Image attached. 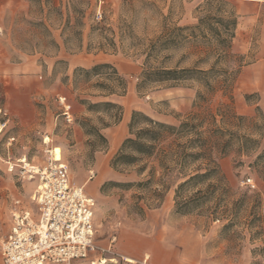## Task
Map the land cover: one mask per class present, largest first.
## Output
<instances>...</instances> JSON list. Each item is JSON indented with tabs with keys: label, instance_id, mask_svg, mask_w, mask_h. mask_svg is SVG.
I'll list each match as a JSON object with an SVG mask.
<instances>
[{
	"label": "rangeland",
	"instance_id": "obj_1",
	"mask_svg": "<svg viewBox=\"0 0 264 264\" xmlns=\"http://www.w3.org/2000/svg\"><path fill=\"white\" fill-rule=\"evenodd\" d=\"M233 5L232 0H19L1 14L3 45L12 59L24 62L17 76L26 81L30 100L27 108L17 104L31 112L33 125L26 132L14 121L0 137V238L9 232L14 200L35 207L31 196L37 185L8 171L6 161L25 155L41 165L47 150L58 147L70 180L96 201L95 241L101 247L114 237L110 249L133 264H264V180L248 166L264 149V68H249L264 33V9L239 39ZM239 42L248 45L247 53L237 50ZM145 59L156 68L238 71L226 92L215 89L210 95V108L231 103L240 117L233 129L247 137L248 156L232 150L222 157L226 189L182 208L186 212L175 208V201L192 192L187 187L175 200L182 180L161 186L159 172L148 181V169L137 174L136 166L109 164L128 136L132 111L178 125L204 90L196 78L137 87ZM100 63L112 65L125 80L122 96H107L93 86L102 78L74 79L75 69ZM60 97L69 105L70 122L62 115ZM109 101L121 106L117 122L115 110L104 104ZM3 111L0 92V115ZM8 136L15 137L9 145ZM213 206L226 212L212 217Z\"/></svg>",
	"mask_w": 264,
	"mask_h": 264
},
{
	"label": "trees",
	"instance_id": "obj_2",
	"mask_svg": "<svg viewBox=\"0 0 264 264\" xmlns=\"http://www.w3.org/2000/svg\"><path fill=\"white\" fill-rule=\"evenodd\" d=\"M230 37H233V34H230ZM159 40L161 39L158 38L157 41ZM154 45L155 43H152L148 49L153 48ZM228 72L216 74L213 67L208 70L156 68L150 66L148 59H145L137 87L145 82L196 78L201 81L204 90L197 92L193 104L194 110L181 119L178 125L159 122L141 112L132 111L128 123V136L111 158L110 166L113 169L136 166L137 174L148 169V181L159 172L161 186L166 183V180H182L175 188V200L187 187L190 188L187 190L192 192L182 202L175 201L177 212H186L182 211V208L203 196L221 194L226 188L222 185L224 176L219 160L232 150L239 152V155L248 156L244 148L247 137L233 129L236 126L234 121L240 117L235 115L231 103L221 104V107L214 111L210 108V95L215 89L226 92L238 71L231 69ZM90 77L103 79V81H95L93 86L105 92L107 96H122L125 93V80L112 65L100 63L88 69L74 70L75 80L87 81ZM82 102L85 103V100ZM100 104H89V107ZM104 104L115 110L113 117L116 122L119 121L121 106L110 101ZM97 136L106 142L101 134L97 133ZM242 164L243 162L240 161L239 165ZM248 166L255 168L264 180V149L262 154H259ZM205 183H207L206 186L202 188ZM209 210L208 214L212 217L226 212V209L220 210L217 206L210 207Z\"/></svg>",
	"mask_w": 264,
	"mask_h": 264
},
{
	"label": "built area",
	"instance_id": "obj_3",
	"mask_svg": "<svg viewBox=\"0 0 264 264\" xmlns=\"http://www.w3.org/2000/svg\"><path fill=\"white\" fill-rule=\"evenodd\" d=\"M59 101L62 115L70 122L69 105L64 97ZM52 149L47 150L49 157L41 165L31 164L25 155L6 161L8 171H15L20 180H36L37 185L31 196L34 208L13 201L9 232L0 238L1 264H70L76 260L133 264L134 260L110 249L114 237L107 247L96 243V201L70 180L68 165L62 158L52 157ZM246 185L254 187L251 179ZM106 253L111 256L105 257Z\"/></svg>",
	"mask_w": 264,
	"mask_h": 264
},
{
	"label": "crops",
	"instance_id": "obj_4",
	"mask_svg": "<svg viewBox=\"0 0 264 264\" xmlns=\"http://www.w3.org/2000/svg\"><path fill=\"white\" fill-rule=\"evenodd\" d=\"M18 1L19 0H0V92L5 106L3 115H0V137L7 130H9L10 125L13 124L14 121L19 125V127H21L22 130L26 132L30 130L33 125V116L31 115V112L30 114H28V112H23L19 109V106L23 105L17 104L25 103L24 106L27 108L28 101L30 100L27 93L28 87L26 81L18 78L17 76V71L24 67V62L12 59L8 48L4 46L2 42L4 23L1 18V14L9 9L12 4L17 3ZM232 2L234 4L233 8L238 17L236 24L237 36L239 35V39H241L242 30H249L259 17H261V10L264 9V0H232ZM262 21V28L264 30V16H262ZM259 39L257 51L258 55L251 62V66L249 67L253 70L264 68V33L260 34ZM238 45L240 48L237 50L240 53H247V44L239 42ZM257 79L262 80L261 75H259ZM14 139V136H8L6 144L9 145ZM121 256L130 258L124 255Z\"/></svg>",
	"mask_w": 264,
	"mask_h": 264
},
{
	"label": "bare ground",
	"instance_id": "obj_5",
	"mask_svg": "<svg viewBox=\"0 0 264 264\" xmlns=\"http://www.w3.org/2000/svg\"><path fill=\"white\" fill-rule=\"evenodd\" d=\"M0 131H1V128H0ZM49 142V138L46 137L45 140H44V143H48ZM51 155L52 157H54L56 160L60 159L61 156H60V149L58 147H54L51 151ZM82 187V186H81ZM83 189V187H82ZM128 261L132 260L131 258H127ZM106 261H103L102 263L100 264H105Z\"/></svg>",
	"mask_w": 264,
	"mask_h": 264
}]
</instances>
